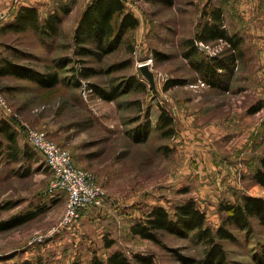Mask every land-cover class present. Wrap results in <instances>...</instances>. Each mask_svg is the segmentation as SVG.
Instances as JSON below:
<instances>
[{"label":"rangeland","instance_id":"374dc122","mask_svg":"<svg viewBox=\"0 0 264 264\" xmlns=\"http://www.w3.org/2000/svg\"><path fill=\"white\" fill-rule=\"evenodd\" d=\"M87 1L0 0V65L8 60L42 74L56 69L62 79L53 88H41L29 79L0 76V122L12 123L20 153L14 160L0 133V222L35 213L0 230V264L25 259L87 264L115 250L130 258L150 255L156 264H204V243L168 232H160L161 244L155 243L133 234L130 226L153 204L171 210L193 198L215 231L229 214L224 204L237 203L243 194L264 198V188L252 177L264 156V108L250 113L264 102V0H210L223 7L229 32L244 41V58L225 91L203 82L182 55V40L200 30L201 10L209 0H124L139 19L126 35L134 50L128 52L124 42L101 59L73 54V34ZM21 6L37 7L42 18L57 11L62 19L58 34L47 39L29 29L1 30ZM203 45V57L227 46L223 41ZM65 57L76 62L61 67ZM144 63L154 73L157 92L140 73ZM80 67L96 72L75 86L73 69ZM133 75L144 80L146 91L106 100L91 87L120 85ZM170 78L186 83L164 91ZM162 106L175 119L172 137H161L155 128ZM147 119L151 131L136 141ZM27 126L69 151L74 166L92 174L94 185L105 192L101 206L81 211L68 229L58 228L67 196L47 193L53 173L28 142ZM250 221V231L232 229L236 241L221 240L227 264H257L264 227L256 218Z\"/></svg>","mask_w":264,"mask_h":264},{"label":"trees","instance_id":"16d2710c","mask_svg":"<svg viewBox=\"0 0 264 264\" xmlns=\"http://www.w3.org/2000/svg\"><path fill=\"white\" fill-rule=\"evenodd\" d=\"M172 3V0H161ZM65 13L69 8H63ZM203 21L200 30L192 37L182 40L183 56L188 60L189 65L199 73L203 82L212 88L227 90L229 81L234 76L238 63L244 58L243 37L240 34L229 32L225 24L224 9L221 5H214L207 1L201 10ZM61 16L58 12L48 14L42 18L37 7L21 6L14 14L11 22L1 28L5 31H26L33 30L41 36L49 39L59 32ZM139 26L137 16L126 7L124 0H90L83 9L78 24L73 34V54L80 56H95L101 59L103 56L117 50L121 44L126 43L128 52H133L132 43L127 40V34ZM215 41H223L227 46L219 54L203 57L199 54L197 42L208 44ZM157 59L163 58L161 53L155 52ZM73 58L61 59L59 65L66 66ZM81 63V60H78ZM131 61L125 62L129 65ZM116 69L119 65L115 66ZM76 80L72 79L75 86H79V78L87 79L96 72L94 68L80 67L73 69ZM141 73V72H140ZM14 75L18 78H25L35 81L41 88H53L61 78L59 72L54 69L46 73H39L28 66L4 60L0 65V76ZM71 83V84H72ZM186 82L179 78L167 79L163 84V90L167 91L177 85H184ZM92 89L103 99L114 100L125 92L137 90L144 92L147 85L144 80L135 75L129 77L126 82L120 85L112 84L109 88H102L97 84H91ZM264 108V102L253 106L250 113H255ZM143 132L138 136L134 133L136 141L147 139L151 131V124L147 119ZM139 127V126H138ZM156 130L161 137L168 138L175 135V119L167 108H160ZM139 129H142L139 127ZM0 133L8 139L9 155L19 161V147L15 140L12 123L9 120L0 122ZM138 136V137H137ZM2 144L0 143V147ZM27 151V150H26ZM253 179L264 188V156L260 159V166L253 171ZM223 209L229 210V214L214 231L206 224V214L198 206L196 200L190 198L183 203L176 204L170 210L162 204L149 206L145 216L133 222L130 230L141 238L160 243V232H168L177 237H192L205 244L204 264H227L226 253L221 240L236 241L232 229L241 231L251 230V218H256L264 227V198L243 194L241 200L235 204H224ZM35 215L30 212L19 218L10 221L0 222V230L13 223H22ZM112 241H108L110 246ZM262 254L257 259V264H264V246ZM3 264H57L55 262L35 263L25 259L19 263L5 262ZM72 264H82L75 261ZM87 264H156L150 255L134 254L130 258L124 251L115 250L105 259L93 256Z\"/></svg>","mask_w":264,"mask_h":264},{"label":"built area","instance_id":"2783aa9c","mask_svg":"<svg viewBox=\"0 0 264 264\" xmlns=\"http://www.w3.org/2000/svg\"><path fill=\"white\" fill-rule=\"evenodd\" d=\"M1 22L0 20V27ZM203 44L197 42L200 50L203 49ZM27 140L31 146L42 153L47 166L53 173L47 193L54 194L60 191L67 196V207L58 224L59 229L70 228L84 209L101 206L104 202V190L94 185L92 174L74 166L69 151L49 140L46 133L28 126Z\"/></svg>","mask_w":264,"mask_h":264},{"label":"water","instance_id":"95a60500","mask_svg":"<svg viewBox=\"0 0 264 264\" xmlns=\"http://www.w3.org/2000/svg\"><path fill=\"white\" fill-rule=\"evenodd\" d=\"M139 70H140L142 76H143L145 79H147L150 88H151L154 92H157L154 73H153V71L150 69L149 64H148V63L141 64V65L139 66Z\"/></svg>","mask_w":264,"mask_h":264},{"label":"crops","instance_id":"0c3cea01","mask_svg":"<svg viewBox=\"0 0 264 264\" xmlns=\"http://www.w3.org/2000/svg\"><path fill=\"white\" fill-rule=\"evenodd\" d=\"M61 1H66V0H61ZM78 1V0H77ZM90 0H88L87 2H89ZM86 3V2H85ZM79 4H80V0H79ZM77 6V5H76Z\"/></svg>","mask_w":264,"mask_h":264}]
</instances>
